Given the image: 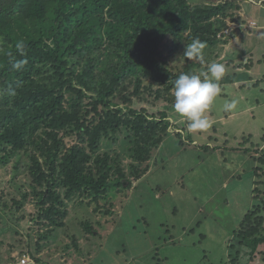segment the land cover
Masks as SVG:
<instances>
[{"label": "trees", "instance_id": "trees-1", "mask_svg": "<svg viewBox=\"0 0 264 264\" xmlns=\"http://www.w3.org/2000/svg\"><path fill=\"white\" fill-rule=\"evenodd\" d=\"M259 1L0 0V222L12 224L8 249L20 248L24 264H46L41 241L68 233V202L109 214L111 190L135 188L169 134L183 144L187 123L179 127L167 111L175 79L222 63L233 35L218 33L232 23L241 29L243 3ZM195 38L206 44L203 63L183 54ZM243 57L224 61L233 71L221 89L251 79L252 59ZM251 151L256 203L227 240L230 264L264 257V150L252 143ZM27 216L32 224L23 229ZM78 223L85 238L97 235L93 224ZM68 235L67 250L79 249Z\"/></svg>", "mask_w": 264, "mask_h": 264}, {"label": "rangeland", "instance_id": "rangeland-1", "mask_svg": "<svg viewBox=\"0 0 264 264\" xmlns=\"http://www.w3.org/2000/svg\"><path fill=\"white\" fill-rule=\"evenodd\" d=\"M242 12L246 22L241 29L232 23L233 37L219 61L250 57L251 79L223 85L206 113L210 126L196 133L184 127L186 120L173 106L158 102L157 108L167 107L174 123L184 127L183 144L169 134L153 150L150 172L135 188L127 189V195L111 190L109 214L100 217L68 202V233L59 229L41 241L38 256L46 264H198L202 250L206 264H212L225 256L222 243L256 203L252 143H261L264 150V2L243 3ZM250 20L255 24L249 25ZM233 99L237 107L225 112L224 104ZM25 208L31 213L33 204ZM78 218L93 224L97 235L85 238ZM27 219L23 229L32 224ZM11 230L9 221L0 222V264H14L12 257L21 262L20 248L8 249ZM69 233L78 237L79 249L67 250Z\"/></svg>", "mask_w": 264, "mask_h": 264}, {"label": "clouds", "instance_id": "clouds-1", "mask_svg": "<svg viewBox=\"0 0 264 264\" xmlns=\"http://www.w3.org/2000/svg\"><path fill=\"white\" fill-rule=\"evenodd\" d=\"M205 47V42L195 38L185 46L183 54L189 60H198L203 63ZM16 48L23 52L25 45L23 42H18ZM23 63V61H17L13 67L19 69ZM226 71L223 63L211 62L207 64L205 74L181 73L175 79L173 108L186 120L189 132H200L210 126L206 113L221 93L219 81L224 78ZM237 104L238 101L233 99L224 104L223 110L230 112L237 107Z\"/></svg>", "mask_w": 264, "mask_h": 264}, {"label": "crops", "instance_id": "crops-1", "mask_svg": "<svg viewBox=\"0 0 264 264\" xmlns=\"http://www.w3.org/2000/svg\"><path fill=\"white\" fill-rule=\"evenodd\" d=\"M201 238L205 237V235L201 234L200 235ZM228 240V239H227ZM227 240H225L222 243V246L224 248H226L223 252L225 253V256H220L218 259H216V261L212 264H230L228 262V247H227ZM261 248V247H260ZM203 252L200 254L201 255V259L197 260L198 264H206L208 262V259L206 258V254L205 251L202 250ZM223 257V258H222ZM204 262V263H203ZM155 264H160V263H155ZM211 264V263H210ZM240 264H264V257L261 255L255 256L252 259H246L245 262H242Z\"/></svg>", "mask_w": 264, "mask_h": 264}, {"label": "built area", "instance_id": "built-area-1", "mask_svg": "<svg viewBox=\"0 0 264 264\" xmlns=\"http://www.w3.org/2000/svg\"><path fill=\"white\" fill-rule=\"evenodd\" d=\"M255 24V22L254 21H249V25H254ZM232 26H233V24H231V26L229 27V28H225V29H223L220 33H218V36H220L221 37V35H226V34H228L229 32H230V30L232 29ZM239 27V26H238ZM28 261V257L27 256H25V255H23L22 256V258H21V263H26Z\"/></svg>", "mask_w": 264, "mask_h": 264}, {"label": "water", "instance_id": "water-1", "mask_svg": "<svg viewBox=\"0 0 264 264\" xmlns=\"http://www.w3.org/2000/svg\"><path fill=\"white\" fill-rule=\"evenodd\" d=\"M246 61H247V59H244V60H243V62H246Z\"/></svg>", "mask_w": 264, "mask_h": 264}]
</instances>
